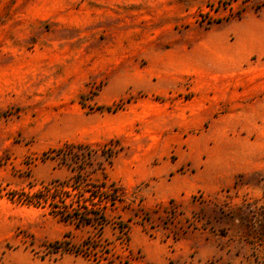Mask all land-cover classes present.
Returning <instances> with one entry per match:
<instances>
[{"label": "rangeland", "instance_id": "1", "mask_svg": "<svg viewBox=\"0 0 264 264\" xmlns=\"http://www.w3.org/2000/svg\"><path fill=\"white\" fill-rule=\"evenodd\" d=\"M86 247L264 264V0H0V264Z\"/></svg>", "mask_w": 264, "mask_h": 264}, {"label": "trees", "instance_id": "2", "mask_svg": "<svg viewBox=\"0 0 264 264\" xmlns=\"http://www.w3.org/2000/svg\"><path fill=\"white\" fill-rule=\"evenodd\" d=\"M106 110L109 111L110 108H106ZM54 198H57V196H55V194H53L52 192L49 193V192H43V191L41 192L40 191V192L32 193V194L21 192L18 194V196H16L15 199L17 201H20L23 203L25 202L26 204H30V205H34V206H40V205H46V204L50 203V201L54 200ZM60 215H63V214H60ZM61 217H62L63 222H68V223L72 222V223L76 224V226L77 225H89V224H91V220L89 218H87V219L86 218L85 219L80 218V217L76 218L74 216V218L69 217L66 219V217H68V215L61 216ZM78 253L81 254L84 258H86L88 260L91 259L96 264L98 262H100V260H96L95 258L91 257V252L89 250V247H86L85 251L82 250ZM106 263L107 264H114V263L109 262L108 260H106Z\"/></svg>", "mask_w": 264, "mask_h": 264}, {"label": "bare ground", "instance_id": "3", "mask_svg": "<svg viewBox=\"0 0 264 264\" xmlns=\"http://www.w3.org/2000/svg\"><path fill=\"white\" fill-rule=\"evenodd\" d=\"M182 47H176V48H173V50L170 51V54L172 55H182ZM207 68V67H206Z\"/></svg>", "mask_w": 264, "mask_h": 264}]
</instances>
